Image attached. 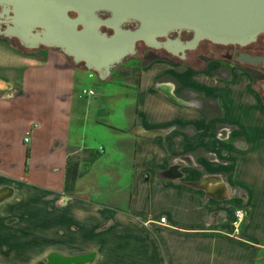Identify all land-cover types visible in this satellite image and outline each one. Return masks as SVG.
I'll return each mask as SVG.
<instances>
[{
	"label": "crops",
	"instance_id": "crops-1",
	"mask_svg": "<svg viewBox=\"0 0 264 264\" xmlns=\"http://www.w3.org/2000/svg\"><path fill=\"white\" fill-rule=\"evenodd\" d=\"M219 68L154 60L127 81L114 69L105 81L120 93H108L80 87L88 69L62 53L25 56L0 40V192L12 189L0 200L2 259L264 264V97L247 70ZM108 94L126 100L127 126L101 118L118 108L100 102Z\"/></svg>",
	"mask_w": 264,
	"mask_h": 264
},
{
	"label": "water",
	"instance_id": "water-1",
	"mask_svg": "<svg viewBox=\"0 0 264 264\" xmlns=\"http://www.w3.org/2000/svg\"><path fill=\"white\" fill-rule=\"evenodd\" d=\"M137 11L135 16L142 21L137 30L122 29L115 20H100L93 14L84 29L78 30L76 21L70 19L63 9L59 10L57 18L52 11L46 16L36 15L34 20L36 24L49 22L50 26L58 27L62 35L53 44L61 46L63 53L72 55L76 63L84 62L86 68L102 80L109 78L113 70L135 52L139 39L149 46L165 48L174 55L182 52L184 58L185 50L194 49L201 40L245 46L257 41L260 35L264 38V0H141ZM100 23L115 26L116 34L107 36L101 33L98 29ZM173 30L192 31L193 38L187 42L180 38L157 39V36H167ZM237 59L251 64L264 62V56L252 54H241ZM166 85L172 87L159 84L158 88L174 101L186 103L173 92H167ZM262 88L264 90V83ZM11 193V188H3L0 200ZM94 257L95 253L50 254L46 264H85Z\"/></svg>",
	"mask_w": 264,
	"mask_h": 264
},
{
	"label": "flooded vegetation",
	"instance_id": "flooded-vegetation-1",
	"mask_svg": "<svg viewBox=\"0 0 264 264\" xmlns=\"http://www.w3.org/2000/svg\"><path fill=\"white\" fill-rule=\"evenodd\" d=\"M141 0H0V40L5 41L13 50L25 56L45 57L50 52L62 53L67 58L72 55L63 53L61 46L53 43L59 40L62 35L59 28L50 26L49 22L36 24L35 16H46L48 13L57 14L59 10H66L70 19L76 21L78 30H82L85 24L91 20V15L97 16L100 20H115L122 29L137 30L142 25L141 19L136 15L137 7ZM146 11V10H144ZM99 31L107 36L116 34L115 26L100 23ZM168 38H180L184 42L193 38V32L187 30H173L167 36H157L159 41H166ZM264 40V38H263ZM257 41L245 46L239 44H217L210 40H201L191 50H185V57L182 52L174 55L165 48L149 46L144 40L139 39L135 44V52L129 54L125 60L130 58H141L149 60H164L172 62L173 58L184 61L183 64L199 69L211 62L220 64L219 69L238 67L247 70L258 87L264 83V62L251 64L240 62L237 57L241 54H252L264 56V45ZM255 44V45H254ZM74 61V59H73ZM75 62V61H74ZM76 63V62H75ZM84 62L76 63L79 66ZM180 63V62H175ZM145 66V65H144ZM86 67V66H85ZM263 89V88H262ZM264 97V90L261 92Z\"/></svg>",
	"mask_w": 264,
	"mask_h": 264
},
{
	"label": "rangeland",
	"instance_id": "rangeland-1",
	"mask_svg": "<svg viewBox=\"0 0 264 264\" xmlns=\"http://www.w3.org/2000/svg\"><path fill=\"white\" fill-rule=\"evenodd\" d=\"M261 43L260 41H258V44ZM255 45V44H254ZM149 60H142L141 58H130L128 60H125L123 63H121L120 65H118L115 69H117V71H120V73H123V78H126L125 80L127 81L128 79L131 80V78H133V80H137L140 69L148 64ZM92 71H85L83 72V76H81V80H79L77 82L80 83V85H84V86H94L96 85V88L100 89V88H106L108 93H111L112 91H116L117 93H120V90H114L113 87L107 83V81L102 80L101 78H99L96 74H93V76H89V74L91 75ZM79 77V76H78ZM128 78V79H127ZM81 87V86H80ZM112 101H116V105H117V110L115 115H108L105 112H101L100 116L101 118H103L105 121L109 122V123H113V124H117L119 126H127V112L129 111L126 107V100L124 98H120V99H113V97L111 95L108 94V96L104 99H102L100 102H109L110 104L113 103ZM105 103L103 104L104 106ZM120 105H124V111L121 114H119V106ZM121 115V116H120ZM98 134H102L100 131L98 132ZM90 137V136H89ZM0 264H7L5 259H2V256H0ZM39 264V263H36Z\"/></svg>",
	"mask_w": 264,
	"mask_h": 264
},
{
	"label": "trees",
	"instance_id": "trees-1",
	"mask_svg": "<svg viewBox=\"0 0 264 264\" xmlns=\"http://www.w3.org/2000/svg\"><path fill=\"white\" fill-rule=\"evenodd\" d=\"M259 41L261 42L262 45H264V40H263V35H260L259 36ZM73 64H75L76 66H79L78 64H76L72 58H68ZM172 62H180V63H184V61L182 60H179V59H176V58H173L171 60ZM82 65L83 67H85V64H80ZM86 68V67H85ZM204 65L200 68V70H203ZM199 70V69H197ZM258 89L262 92L263 89L262 87H258ZM30 154V150L28 149L27 150V156H29ZM77 163H72V162H69L68 164V167H67V176H66V190H70L73 185H74V180L77 176Z\"/></svg>",
	"mask_w": 264,
	"mask_h": 264
},
{
	"label": "built area",
	"instance_id": "built-area-1",
	"mask_svg": "<svg viewBox=\"0 0 264 264\" xmlns=\"http://www.w3.org/2000/svg\"><path fill=\"white\" fill-rule=\"evenodd\" d=\"M83 94H84V95H87V96H91V95L94 94V91L91 90V89H90V90H84V91H83ZM25 140L28 141L29 138H26ZM244 213H245L244 210H238V211H236V214H235L236 219H235V221L233 222V225H234V228H235L237 231H238L239 225L241 224V222H242V220H243ZM165 221H166V218H165V217L161 218V222H162V223H165Z\"/></svg>",
	"mask_w": 264,
	"mask_h": 264
},
{
	"label": "bare ground",
	"instance_id": "bare-ground-1",
	"mask_svg": "<svg viewBox=\"0 0 264 264\" xmlns=\"http://www.w3.org/2000/svg\"><path fill=\"white\" fill-rule=\"evenodd\" d=\"M165 89L167 90V92L171 93L172 92V87L169 85H166Z\"/></svg>",
	"mask_w": 264,
	"mask_h": 264
}]
</instances>
